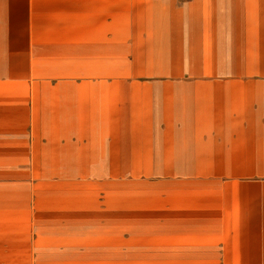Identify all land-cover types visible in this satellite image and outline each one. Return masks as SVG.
Segmentation results:
<instances>
[{"label": "crops", "instance_id": "1", "mask_svg": "<svg viewBox=\"0 0 264 264\" xmlns=\"http://www.w3.org/2000/svg\"><path fill=\"white\" fill-rule=\"evenodd\" d=\"M10 46L148 62L156 73L134 76L173 78L127 88L128 122L148 135L135 156L174 158L191 236L213 240L207 264H264V0H0ZM101 93L118 105L117 85Z\"/></svg>", "mask_w": 264, "mask_h": 264}, {"label": "rangeland", "instance_id": "2", "mask_svg": "<svg viewBox=\"0 0 264 264\" xmlns=\"http://www.w3.org/2000/svg\"><path fill=\"white\" fill-rule=\"evenodd\" d=\"M53 50L0 49V264H207L213 240L191 236L176 202L181 188L189 206L190 183L174 158L135 156L148 135L127 118L128 87L173 78L134 76L153 63ZM112 84L111 110L101 92Z\"/></svg>", "mask_w": 264, "mask_h": 264}]
</instances>
